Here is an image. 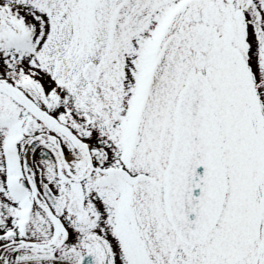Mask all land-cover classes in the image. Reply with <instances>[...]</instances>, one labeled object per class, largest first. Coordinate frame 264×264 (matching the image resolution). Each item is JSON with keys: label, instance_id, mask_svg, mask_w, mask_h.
Here are the masks:
<instances>
[{"label": "snow or ice", "instance_id": "6c2138e0", "mask_svg": "<svg viewBox=\"0 0 264 264\" xmlns=\"http://www.w3.org/2000/svg\"><path fill=\"white\" fill-rule=\"evenodd\" d=\"M0 264H264V0H0Z\"/></svg>", "mask_w": 264, "mask_h": 264}]
</instances>
